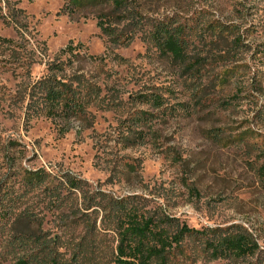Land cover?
Wrapping results in <instances>:
<instances>
[{
	"label": "rangeland",
	"instance_id": "obj_1",
	"mask_svg": "<svg viewBox=\"0 0 264 264\" xmlns=\"http://www.w3.org/2000/svg\"><path fill=\"white\" fill-rule=\"evenodd\" d=\"M128 2L0 0V264H116L127 212L199 231L168 264H264V0ZM54 85L83 111L59 114ZM236 233L255 250L214 254Z\"/></svg>",
	"mask_w": 264,
	"mask_h": 264
},
{
	"label": "trees",
	"instance_id": "obj_2",
	"mask_svg": "<svg viewBox=\"0 0 264 264\" xmlns=\"http://www.w3.org/2000/svg\"><path fill=\"white\" fill-rule=\"evenodd\" d=\"M73 7H84L89 5H112L116 11L121 12L130 5L128 0H70ZM107 20V19H106ZM100 22V28L110 36H115V28L110 25L112 21ZM115 20V19H114ZM117 21V20H116ZM156 28L152 30V38L155 45L161 49L163 54L172 56L176 60H184L188 48L187 40L182 33L181 26H174L166 23L152 24ZM52 106H61L59 114L68 118L77 116L84 109V102L77 96L76 89L60 86H52L48 91ZM156 101H158L156 99ZM260 176L264 181V165L260 168ZM74 181V180H73ZM76 181V180H75ZM120 226V244L116 264H168V257H171L176 249H180L181 237L184 235H198V230L188 226L180 227L179 233L170 235L166 226H174L172 217H164L163 220H156L155 216L146 219L139 218L137 214L127 212L124 214ZM121 220V219H120ZM28 236H21L18 242L22 244ZM214 254L223 256L227 254L243 255L255 250L256 244L243 234H228L223 236L216 243H209ZM51 264H72L66 262L63 257L53 252L49 253ZM79 255L72 259L77 261Z\"/></svg>",
	"mask_w": 264,
	"mask_h": 264
}]
</instances>
